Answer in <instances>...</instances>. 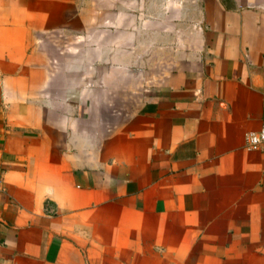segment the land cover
<instances>
[{"label": "crops", "instance_id": "crops-1", "mask_svg": "<svg viewBox=\"0 0 264 264\" xmlns=\"http://www.w3.org/2000/svg\"><path fill=\"white\" fill-rule=\"evenodd\" d=\"M263 113L264 0H0V264H264Z\"/></svg>", "mask_w": 264, "mask_h": 264}, {"label": "built area", "instance_id": "built-area-1", "mask_svg": "<svg viewBox=\"0 0 264 264\" xmlns=\"http://www.w3.org/2000/svg\"><path fill=\"white\" fill-rule=\"evenodd\" d=\"M245 147L247 149H258L264 147V113L261 120L260 128L256 131H249L244 136ZM51 204L46 203V209H49Z\"/></svg>", "mask_w": 264, "mask_h": 264}]
</instances>
